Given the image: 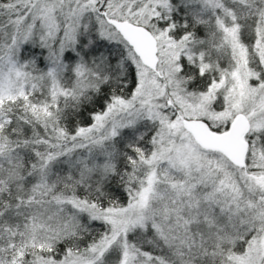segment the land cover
Here are the masks:
<instances>
[{
    "label": "snow or ice",
    "instance_id": "obj_1",
    "mask_svg": "<svg viewBox=\"0 0 264 264\" xmlns=\"http://www.w3.org/2000/svg\"><path fill=\"white\" fill-rule=\"evenodd\" d=\"M0 264H264V0H0Z\"/></svg>",
    "mask_w": 264,
    "mask_h": 264
}]
</instances>
